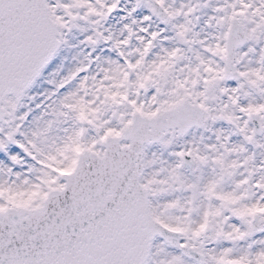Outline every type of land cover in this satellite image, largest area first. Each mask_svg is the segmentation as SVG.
<instances>
[{"label": "snow or ice", "instance_id": "1", "mask_svg": "<svg viewBox=\"0 0 264 264\" xmlns=\"http://www.w3.org/2000/svg\"><path fill=\"white\" fill-rule=\"evenodd\" d=\"M0 264H264V0H0Z\"/></svg>", "mask_w": 264, "mask_h": 264}]
</instances>
